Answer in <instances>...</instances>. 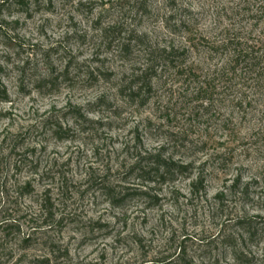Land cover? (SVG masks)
Instances as JSON below:
<instances>
[{"label":"rangeland","instance_id":"374dc122","mask_svg":"<svg viewBox=\"0 0 264 264\" xmlns=\"http://www.w3.org/2000/svg\"><path fill=\"white\" fill-rule=\"evenodd\" d=\"M2 6L0 264H264V68L214 73L227 36L264 41V0ZM149 157L191 168L131 173Z\"/></svg>","mask_w":264,"mask_h":264},{"label":"trees","instance_id":"16d2710c","mask_svg":"<svg viewBox=\"0 0 264 264\" xmlns=\"http://www.w3.org/2000/svg\"><path fill=\"white\" fill-rule=\"evenodd\" d=\"M14 1L15 0H5V2H2L0 4V9L1 7H3L2 5H4L5 3L14 2ZM262 13L264 14V10L262 11ZM135 39L137 40L141 38L136 36ZM125 46H128V45L125 44ZM216 48L217 50L223 52V54L225 55V59L223 62V66H221L219 69H216V71H214L215 74L222 76L226 73L234 74L236 73V71H238V69H242V68H244L245 70L252 69L253 71H256L259 69L261 70L262 67L264 68V41H260V44L258 45L253 43L251 46H248L246 45V43L241 42L240 39L236 37L227 36V38H225L224 41L220 42V44L216 46ZM126 50L127 48L125 47L124 52H126ZM151 55L153 56L152 61H154V63H160L166 66H174L176 62L175 52L173 50H170V51L163 50L161 52H154ZM148 71L150 70L146 71V74H145L146 76H148ZM146 76L144 78H137L136 81L138 83L139 82L142 83L144 79H148ZM212 82L213 80L208 79L204 87L200 89V94H205V95H207L208 93L211 94L212 91L216 89L215 84ZM1 87H2V84L0 82V94L3 93ZM93 106H99V107L104 106V107L109 108L110 104H108L106 101L101 99L96 104L90 105L86 113L88 114L96 113V110L91 109ZM81 112L82 110H79V109L75 110V112L72 113L71 119L75 123L81 122V123H84V125L93 124V122L85 118L84 114H82ZM59 131L60 129L57 125H54L52 127V132L54 134L60 133ZM149 158L150 160H149L148 165H152L151 168L150 167L148 169L142 168L141 167L142 160H140V162L133 164V166L130 168L131 173L132 174L137 173L139 177L147 181L156 179V180H163L165 182L166 180L173 179L175 176L182 175L186 172H189L191 168L188 165L184 166L179 163L172 162V161L162 160L160 157H157V158L149 157ZM198 183L202 184L201 180L200 182H197L196 184ZM103 189L106 190L105 187ZM120 194L121 193H119V195L117 196L115 195L112 189L110 188L107 189V195H110L113 197L115 196L114 205L120 206L128 197V194H123V193L121 195ZM139 195L141 197L149 196V189L140 190ZM239 227L242 229H248L250 231V224L248 223L245 225L244 221L239 223ZM25 242L28 243L29 239L25 240ZM47 262L48 260L45 259L43 261H39V263L37 264H45Z\"/></svg>","mask_w":264,"mask_h":264}]
</instances>
